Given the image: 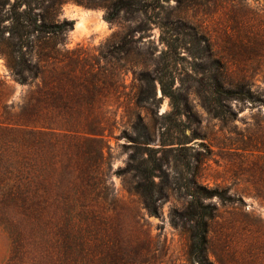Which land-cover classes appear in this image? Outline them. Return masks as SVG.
<instances>
[{
    "label": "rangeland",
    "instance_id": "1",
    "mask_svg": "<svg viewBox=\"0 0 264 264\" xmlns=\"http://www.w3.org/2000/svg\"><path fill=\"white\" fill-rule=\"evenodd\" d=\"M28 13L38 24L70 25L52 39L28 34L16 47L14 18ZM15 48L30 65L46 63L40 50L57 56L47 61L58 69L57 108L35 99L44 77L16 80ZM70 107L68 125L58 112ZM6 124L58 135L41 149L38 205L0 200V264H194L189 232L174 223L194 182L232 197L201 198L213 207L212 264H264V0H0ZM143 126L165 171L155 178L157 214L134 188V165L147 157ZM8 145L20 146L0 128V149ZM1 164L6 158L0 172Z\"/></svg>",
    "mask_w": 264,
    "mask_h": 264
},
{
    "label": "trees",
    "instance_id": "2",
    "mask_svg": "<svg viewBox=\"0 0 264 264\" xmlns=\"http://www.w3.org/2000/svg\"><path fill=\"white\" fill-rule=\"evenodd\" d=\"M21 6L22 1L17 2ZM16 6V5H15ZM18 13V12H17ZM26 20H22V16L17 15L14 18L12 33L19 38V42L15 43L16 47L20 46L21 41L24 36L31 33H38L37 40L52 39L63 34L68 30V25L70 22L56 23V22H43L38 24V20L28 13ZM108 19H114V12H108ZM18 49V50H17ZM13 49L10 53L9 66L16 77V80L22 84H29V80L26 73H30L32 79H38L44 77L42 88L38 87L39 97L35 98L37 101L43 103L44 107L49 110V108H57V99L55 98V90L57 89L56 84L59 82V74L57 68L52 66L49 69L47 67V61L57 60V56L51 55L49 53L40 50L38 55L46 56V63L30 65L26 63V60L22 57H15V52H20V48ZM219 71H226L225 67L219 63ZM224 69V70H223ZM45 74L47 77L45 79ZM33 80V81H34ZM160 85L162 93L169 96L172 101L173 110L179 108L177 103V93L173 87H167L165 82L160 80ZM217 89L220 93L232 94L233 90L223 89L221 84H217ZM140 102H143V98H139ZM55 103V104H54ZM65 110V111H64ZM63 111V113H62ZM59 111L58 114L62 115L65 122L70 125L73 124L75 118H72L73 109L70 107L68 109L64 108ZM37 114V112H36ZM72 118V119H70ZM70 119V120H69ZM10 135L14 136V142L17 141L20 146L15 148L13 145L4 146L2 150L0 149V159L6 158L7 165L0 172V200L3 198L5 204H14L21 207L34 208L33 206L38 205L41 181H40V171L42 166V150L45 145V141H50L54 136L58 135V132L53 129H45L41 127H30V129L19 130L14 127V125H0ZM140 137H144L143 149L147 153V157L143 162L134 165L137 171L138 182L135 184L134 188L144 199L145 205L148 207L149 211L153 214H157L158 210L154 205V190L157 185L155 178L160 177L157 171H164L162 162L160 158L152 155V147L148 146L151 139V134L144 126L138 129ZM42 149V150H41ZM145 164V165H144ZM133 166V165H132ZM196 189L192 187H186L185 192L181 194L185 197H190V205L186 208L184 215L180 221L174 218L175 225H179L188 230L190 235V249L189 256L194 264H212L207 254L208 236L207 227L209 220L212 218V205L204 204L201 200L202 197H211L213 195L220 196L223 200L229 201L232 199L228 196L225 191H219L216 189H207L198 186L196 182ZM169 188V187H168ZM200 190L206 193L202 194ZM192 222L189 226L186 223Z\"/></svg>",
    "mask_w": 264,
    "mask_h": 264
},
{
    "label": "bare ground",
    "instance_id": "3",
    "mask_svg": "<svg viewBox=\"0 0 264 264\" xmlns=\"http://www.w3.org/2000/svg\"><path fill=\"white\" fill-rule=\"evenodd\" d=\"M81 23H83V22H81Z\"/></svg>",
    "mask_w": 264,
    "mask_h": 264
}]
</instances>
